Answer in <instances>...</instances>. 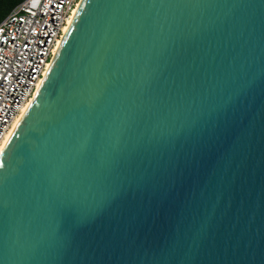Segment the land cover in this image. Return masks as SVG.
Listing matches in <instances>:
<instances>
[{"label": "water", "instance_id": "water-1", "mask_svg": "<svg viewBox=\"0 0 264 264\" xmlns=\"http://www.w3.org/2000/svg\"><path fill=\"white\" fill-rule=\"evenodd\" d=\"M0 264H264V0H83L0 156Z\"/></svg>", "mask_w": 264, "mask_h": 264}, {"label": "built area", "instance_id": "built-area-1", "mask_svg": "<svg viewBox=\"0 0 264 264\" xmlns=\"http://www.w3.org/2000/svg\"><path fill=\"white\" fill-rule=\"evenodd\" d=\"M80 1L24 0L0 23L13 15L0 26V150L44 79Z\"/></svg>", "mask_w": 264, "mask_h": 264}, {"label": "bare ground", "instance_id": "bare-ground-1", "mask_svg": "<svg viewBox=\"0 0 264 264\" xmlns=\"http://www.w3.org/2000/svg\"><path fill=\"white\" fill-rule=\"evenodd\" d=\"M82 1H83V0H81L80 3L78 4L77 8L75 9V11H74V13H73V16H72L71 20H70L69 23H68V26H67V27L65 28V30H64L63 38H62V40L60 41V43L58 44V46H57V48H56L55 56H54V58H53V61H54V59H55V57H56V55H57V53H58V51H59V49H60V46H61V44H62V42H63L65 36L67 35V33H68V31H69V29H70V27H71V25H72V23H73V21H74V18H75L76 14H77V12H78L80 6H81ZM53 61H52V63H53ZM52 63L49 65L48 70H47V72H46V74H45V76H44V79H43V80L41 81V83L39 84L38 89H37V91H36L34 97H33L32 100L30 101V103L27 105V107L23 110V112H22V114L20 115V117L16 120V122H15L13 128H12V131L10 132V135L8 136V138H7L6 142H5V144L3 145V147H2L1 150H0V156L2 155V153L4 152V150L6 149L8 143L10 142V140H11L13 134L15 133L16 129L18 128L19 124L21 123V121L23 120V118L25 117V115L27 114V112L29 111L30 107L32 106V104H33V102H34V100H35V98H36V96H37L39 90L41 89V86H42V84H43V82H44V80H45V77H46V75H47V73H48V71H49V69H50Z\"/></svg>", "mask_w": 264, "mask_h": 264}, {"label": "trees", "instance_id": "trees-1", "mask_svg": "<svg viewBox=\"0 0 264 264\" xmlns=\"http://www.w3.org/2000/svg\"><path fill=\"white\" fill-rule=\"evenodd\" d=\"M24 0H0V23Z\"/></svg>", "mask_w": 264, "mask_h": 264}]
</instances>
